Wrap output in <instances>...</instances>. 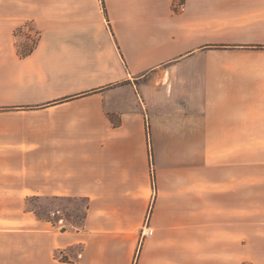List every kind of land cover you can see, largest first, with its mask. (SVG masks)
Segmentation results:
<instances>
[{"label": "crops", "instance_id": "obj_1", "mask_svg": "<svg viewBox=\"0 0 264 264\" xmlns=\"http://www.w3.org/2000/svg\"><path fill=\"white\" fill-rule=\"evenodd\" d=\"M40 6L0 47V264H264V0Z\"/></svg>", "mask_w": 264, "mask_h": 264}, {"label": "rangeland", "instance_id": "obj_2", "mask_svg": "<svg viewBox=\"0 0 264 264\" xmlns=\"http://www.w3.org/2000/svg\"><path fill=\"white\" fill-rule=\"evenodd\" d=\"M41 3L44 4L45 0H0V47L16 48L21 54L36 47L42 32L37 19H44L45 16V7L40 6ZM248 194L252 195L253 192H247ZM31 202L33 205L41 207H46V203H55L74 223H78L82 217V200L64 199ZM251 203L252 200L247 201V207H250ZM262 218L264 219V217ZM259 221V218L247 216V237L254 239L256 231L254 232L253 227L255 224H259ZM257 236L262 237L261 235Z\"/></svg>", "mask_w": 264, "mask_h": 264}, {"label": "built area", "instance_id": "obj_3", "mask_svg": "<svg viewBox=\"0 0 264 264\" xmlns=\"http://www.w3.org/2000/svg\"><path fill=\"white\" fill-rule=\"evenodd\" d=\"M146 229V230H145ZM151 229L148 227V225L147 224H145V228H143L142 230H141V235L142 236H146V235H149V234H151Z\"/></svg>", "mask_w": 264, "mask_h": 264}, {"label": "trees", "instance_id": "obj_4", "mask_svg": "<svg viewBox=\"0 0 264 264\" xmlns=\"http://www.w3.org/2000/svg\"><path fill=\"white\" fill-rule=\"evenodd\" d=\"M35 45H36V44H35ZM31 49H32V48H31ZM30 51H31V50H28L26 53L23 54V56H24L25 54H28Z\"/></svg>", "mask_w": 264, "mask_h": 264}]
</instances>
